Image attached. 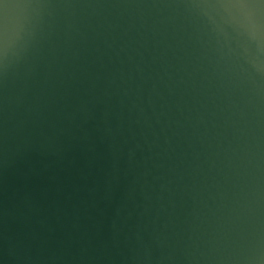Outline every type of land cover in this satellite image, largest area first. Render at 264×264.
Returning a JSON list of instances; mask_svg holds the SVG:
<instances>
[{"label": "water", "instance_id": "water-1", "mask_svg": "<svg viewBox=\"0 0 264 264\" xmlns=\"http://www.w3.org/2000/svg\"><path fill=\"white\" fill-rule=\"evenodd\" d=\"M0 264H264V0H0Z\"/></svg>", "mask_w": 264, "mask_h": 264}]
</instances>
